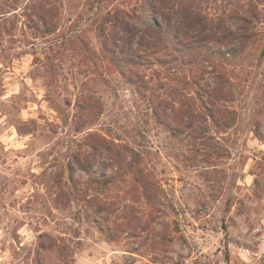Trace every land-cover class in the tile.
I'll return each instance as SVG.
<instances>
[{
    "label": "rangeland",
    "instance_id": "1",
    "mask_svg": "<svg viewBox=\"0 0 264 264\" xmlns=\"http://www.w3.org/2000/svg\"><path fill=\"white\" fill-rule=\"evenodd\" d=\"M132 4L0 0V264H264V23L223 112L174 136L105 46ZM207 66L138 71L172 122Z\"/></svg>",
    "mask_w": 264,
    "mask_h": 264
},
{
    "label": "trees",
    "instance_id": "2",
    "mask_svg": "<svg viewBox=\"0 0 264 264\" xmlns=\"http://www.w3.org/2000/svg\"><path fill=\"white\" fill-rule=\"evenodd\" d=\"M134 1L130 10L115 12L129 16L133 22L121 20V15L116 14H111L113 18H105L106 22H114L119 28L117 34L111 33L110 38L105 36L109 41L105 46L113 54L121 73L145 98L152 114L167 131L174 136L189 131L199 137L201 131L198 132L195 126L192 128L193 119L201 115L214 119V112L220 113L219 107L223 112L225 103L231 100L233 76L221 62H232L248 45L258 41V29L264 23V9L260 7L264 0ZM132 42L135 48H129ZM126 46L129 51L125 50ZM200 58L205 59L210 69L208 73H213L215 79L203 84L201 80H193L189 85L195 87L199 100L207 96L208 101L197 108L174 109L172 122L166 121L167 113L153 100L155 93L150 92L153 91L149 86L151 81L140 74L138 67L158 65L166 71L174 70L176 64H191ZM182 92L186 93L184 97L190 96L185 88ZM176 117H179L177 122ZM110 181L103 178L98 183L106 185ZM105 235L111 239L108 231Z\"/></svg>",
    "mask_w": 264,
    "mask_h": 264
}]
</instances>
